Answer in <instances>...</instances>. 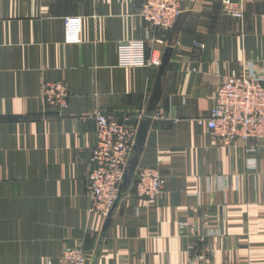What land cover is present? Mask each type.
<instances>
[{"label": "crops", "instance_id": "0c3cea01", "mask_svg": "<svg viewBox=\"0 0 264 264\" xmlns=\"http://www.w3.org/2000/svg\"><path fill=\"white\" fill-rule=\"evenodd\" d=\"M225 1L188 0L168 34L163 118L138 166L159 169L164 191L149 205L129 187L106 219L90 211L91 116L139 127L154 101L160 70L118 59L119 43L146 36L143 0H0V264H61L66 246L92 264H184L192 247L212 249L215 264H264V143L248 153L253 143L218 142L198 124L233 71L264 77V0H245L242 20ZM56 81L70 89L63 110L42 102Z\"/></svg>", "mask_w": 264, "mask_h": 264}, {"label": "built area", "instance_id": "2783aa9c", "mask_svg": "<svg viewBox=\"0 0 264 264\" xmlns=\"http://www.w3.org/2000/svg\"><path fill=\"white\" fill-rule=\"evenodd\" d=\"M188 0H143L139 10L146 29L144 39L119 43V67L160 68L163 54L171 44L168 34L183 16ZM245 0L224 2L227 15L242 20ZM161 33V36L156 35ZM173 46V43H172ZM202 44L196 43L195 49ZM70 89L65 82H44L42 102L47 109L63 110L68 106ZM148 112L143 111L138 120H144ZM152 121L163 118L161 112L150 115ZM96 122V144L89 157L87 184L91 202V212L104 218L110 217L119 197L133 153L138 127L130 124V119L115 118L96 111L92 116ZM218 142L253 143L248 153H256L264 143V77L256 69L246 67L241 74L233 71L223 82L213 97V105L207 118L198 120ZM249 170L257 169L255 158H248ZM166 179L156 168L137 169L130 190L135 195L154 205L164 191ZM207 220V217H206ZM211 235H219L220 230L210 227ZM192 258L184 264H215L212 249L196 252L192 247ZM95 255L83 247L66 246L61 264H92Z\"/></svg>", "mask_w": 264, "mask_h": 264}, {"label": "water", "instance_id": "95a60500", "mask_svg": "<svg viewBox=\"0 0 264 264\" xmlns=\"http://www.w3.org/2000/svg\"><path fill=\"white\" fill-rule=\"evenodd\" d=\"M178 23H177V25H178ZM177 25H176L175 29L178 27ZM172 53H173V48H172V42H171V44L166 48V50L164 52L163 59H162V65L159 68L160 72H159V78H158L156 89H155L154 101L151 104V107L148 111V116L140 122L139 127H138L136 141H135V145L133 148V153H132V156H131V159L129 162V167H128L126 175H125L124 184L122 186V192H125L129 189V187L132 183V180L134 179L135 173L138 169L140 156H141V153L143 151V147H144L146 139H147V134L149 132V129H150V126L152 123V119H151L150 115L156 111V108H157L156 104L160 101V98H161V85H160L161 82H160V80H161V77L164 74L167 66L170 63ZM121 196L119 197V200L121 199ZM119 200H118V202H119ZM118 202H117V204H118Z\"/></svg>", "mask_w": 264, "mask_h": 264}]
</instances>
